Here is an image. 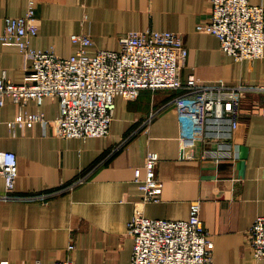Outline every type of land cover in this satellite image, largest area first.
I'll use <instances>...</instances> for the list:
<instances>
[{
	"label": "crops",
	"instance_id": "crops-1",
	"mask_svg": "<svg viewBox=\"0 0 264 264\" xmlns=\"http://www.w3.org/2000/svg\"><path fill=\"white\" fill-rule=\"evenodd\" d=\"M264 6V0H251ZM33 5L38 32L31 46L69 57L78 49L72 34L90 36L98 50L120 49V38L133 30L155 29L180 34L189 50L181 70L205 83L264 85V58L237 61L219 38L197 29L211 21V0H0V31L6 18L24 16ZM32 57L15 39L0 38V76L22 84ZM177 91L142 90L137 98H116L110 135L64 138L54 120L58 98L29 99L27 112L49 120L18 124L21 107L7 96L0 104V152L18 159L17 194L57 192L79 178L71 190L45 203L0 201V264H130L134 240L128 226L139 208L150 218L185 220L192 202L201 201V217L211 233L215 264H264L254 256L249 230L264 216V114L260 96L242 98L239 126L229 140L235 156H202L213 142L198 144L193 157L181 158ZM257 107V108H256ZM223 139L222 141H226ZM159 155L160 200L141 202V180L148 152ZM140 169V181L136 171ZM5 180L0 173V193Z\"/></svg>",
	"mask_w": 264,
	"mask_h": 264
},
{
	"label": "built area",
	"instance_id": "built-area-1",
	"mask_svg": "<svg viewBox=\"0 0 264 264\" xmlns=\"http://www.w3.org/2000/svg\"><path fill=\"white\" fill-rule=\"evenodd\" d=\"M211 2V21L198 24L197 29L216 35L222 50L237 61L264 58V6L254 5L251 0ZM37 32L33 5L24 16L6 18V26L0 31V38L17 40L20 50L32 57V69L22 84L14 83L5 74L0 76V104L7 96L19 104L20 125L41 122L47 126L50 122L44 113L27 112L24 107L29 99L41 102L51 96L60 101V112L54 120L59 136L84 140L109 136L118 96L133 100L142 90L168 89L178 92L172 103L179 107L181 158L193 157L190 150L209 141L217 148L205 147L202 156L232 157L235 155L229 140L239 126L242 98L249 94L260 96L256 106L264 114V85L205 83L194 76L184 79L181 70L189 50L176 32L129 31L121 36L120 49L98 50L93 55L87 51L94 44L92 38L75 33L71 40L78 49L69 57L34 49L31 37ZM158 161L156 152H148L144 163L146 177L140 181V169L136 171L144 204L160 200L163 183L157 175ZM18 172L16 154L0 152V173L5 180L0 201L45 203L55 193L71 190L88 177L87 174L57 192L17 194ZM201 211V201H195L188 219L171 220L147 217L136 208L128 226L134 240L130 264H215L214 242ZM249 242L255 258H264V216L252 224ZM55 264L80 263L64 260Z\"/></svg>",
	"mask_w": 264,
	"mask_h": 264
}]
</instances>
